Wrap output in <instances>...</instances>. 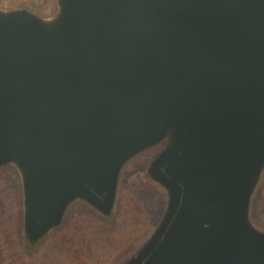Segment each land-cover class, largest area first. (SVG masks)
I'll use <instances>...</instances> for the list:
<instances>
[{"label": "water", "instance_id": "water-1", "mask_svg": "<svg viewBox=\"0 0 264 264\" xmlns=\"http://www.w3.org/2000/svg\"><path fill=\"white\" fill-rule=\"evenodd\" d=\"M57 4L0 7V168L21 172L29 241L73 202L110 213L147 149L167 206L122 264H264V0Z\"/></svg>", "mask_w": 264, "mask_h": 264}, {"label": "rangeland", "instance_id": "rangeland-1", "mask_svg": "<svg viewBox=\"0 0 264 264\" xmlns=\"http://www.w3.org/2000/svg\"><path fill=\"white\" fill-rule=\"evenodd\" d=\"M0 7L5 9L28 8L42 17H51L57 12L58 4L57 0H0ZM151 161L152 151L146 149L126 162L120 172L116 200L110 213L104 214L83 201L73 202L68 207L62 224L51 230L36 243L29 241L24 229V191L21 172L13 163L4 164L0 168V217L7 213L9 215L12 204L16 209V215H9L13 219L12 229H0V264H7L8 260V255L5 252L6 244L2 239L4 234L9 246L13 247L15 256L30 254V257H32L38 255L41 243L47 241L55 233L66 232V225L72 221H74L73 225H76V222L80 223V220H85L88 216H94L108 228H116L118 231H122L123 215L136 221L144 220L147 216L150 217V224L146 227H140L141 229H137L130 222L129 231L134 235L130 234L128 239L123 236L122 243L117 246L113 245V248H110L109 244H102V239L99 240L102 257L97 256L99 259L98 264H122L127 258L137 253L150 238L159 225L167 206L168 195L166 190L153 180L149 173ZM263 184L264 169L252 196L249 212L252 224L261 231H264V223L261 221L260 213L256 211L260 198L259 193ZM149 212H151V215H149ZM128 227L126 225L125 230ZM77 237L82 242L87 238L85 232H78ZM100 238H102V235H100ZM103 247L106 251L110 249L108 253H113L104 261L106 252ZM87 256H91V254Z\"/></svg>", "mask_w": 264, "mask_h": 264}, {"label": "trees", "instance_id": "trees-1", "mask_svg": "<svg viewBox=\"0 0 264 264\" xmlns=\"http://www.w3.org/2000/svg\"><path fill=\"white\" fill-rule=\"evenodd\" d=\"M259 194L260 198L256 212L260 213L261 221L264 223V184ZM9 215H16L14 204L11 205ZM9 215L7 213L0 217V229H12L13 219ZM149 215H151V212H149ZM122 221V231H118L116 228H108L102 224L101 220H97L94 216H88L87 219L80 220V223L76 222V225H73L74 221H72L66 225V232L55 233L47 241L41 243L38 255H33L32 257H30V254L15 256L13 254V247L9 246V242L4 234L2 239H4V244H6L7 264H69V262H71L70 264H98V257H102L99 240L101 241L102 239V244H109L110 248H113V245L117 246L122 243L123 236L128 239L130 234L134 235L129 231L130 222L137 229H141L140 227H146L150 224L151 218L147 216L144 220L140 219L136 221L132 220L129 216L123 215ZM126 225L129 227L125 230ZM78 232H85L86 240L83 242L78 240ZM100 235H102V238H100ZM103 249L106 252L104 254V261L108 259V256H112L113 253H108L110 249L109 251H106L104 247ZM89 254L91 256H87Z\"/></svg>", "mask_w": 264, "mask_h": 264}]
</instances>
